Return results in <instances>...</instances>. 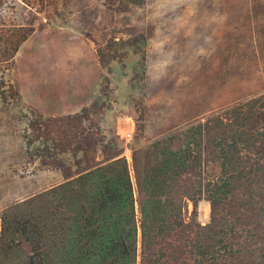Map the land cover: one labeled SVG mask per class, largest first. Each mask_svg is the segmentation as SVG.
<instances>
[{
	"label": "rangeland",
	"instance_id": "1",
	"mask_svg": "<svg viewBox=\"0 0 264 264\" xmlns=\"http://www.w3.org/2000/svg\"><path fill=\"white\" fill-rule=\"evenodd\" d=\"M99 47L113 57L102 62ZM237 113L250 116L244 126L236 123L240 129L264 131V0H0V230L5 211L26 214L39 222L32 231L43 229L48 251L62 257L68 223L89 191L69 180L124 156L139 223L145 193L131 154L143 162L156 141L177 150L188 128L198 126L200 166L181 173L171 200L189 230L196 228V199L204 227L211 222L204 185L225 176L220 159L207 157L218 154L206 149L207 130L221 120L230 136ZM255 138L238 150L252 166L264 162V139ZM257 185L253 190L263 192ZM236 193L215 217L242 235L262 234L260 202L246 204L244 186ZM39 195L34 205H23ZM169 234L164 238L184 249L196 237L195 230ZM241 245L231 246L235 252ZM11 246L33 253L21 229ZM188 251L177 264L193 260ZM4 252L0 245V264H18L3 259ZM219 252L222 264H247L256 254L253 248Z\"/></svg>",
	"mask_w": 264,
	"mask_h": 264
},
{
	"label": "trees",
	"instance_id": "2",
	"mask_svg": "<svg viewBox=\"0 0 264 264\" xmlns=\"http://www.w3.org/2000/svg\"><path fill=\"white\" fill-rule=\"evenodd\" d=\"M109 47L112 48L110 45ZM79 49L74 52L78 53ZM97 50L102 62L113 57L110 51L106 52L100 47ZM234 118L236 121L232 123L236 126H238L237 122L240 126H244V122L250 120L249 114L237 113ZM227 128L228 126L220 120L215 122L217 130L208 128L206 134V149L218 153L208 154L207 157L220 159L221 171L225 175L222 176L221 181L212 179L206 181L204 185L211 206V222L206 226L202 227L196 220V199L192 212V224L196 228H190L189 224V230L181 220L180 206L175 207L171 200L176 179L180 178L181 173L188 168L200 166L202 157L199 146L202 139L198 126L194 130L188 128L190 134L187 141L177 150H171L167 146L161 147V142L156 141L144 150L143 162L138 164L137 154H131L134 160V174L145 193L144 199L139 203V223L136 222L130 172L124 156L79 173L69 180L89 191L83 195L84 200L78 202L80 208L75 211L74 217H71L68 223V228L71 229L70 242L62 257H56L48 251L44 243L46 234L43 229L37 230L36 234L33 233L32 227H39V222L33 221L34 218H31V222L26 218V214L18 216L7 210L1 217L0 245L5 249L2 258L8 261L10 259L11 262L16 261L18 264H137L136 251L139 241V264H168L169 262L165 261L167 257L177 264L179 261L183 262L181 255L186 250H189V253L187 252L189 257L194 258L185 264L209 262V264H222L217 262L219 251L234 256L235 252L252 248L256 254L247 264H264V231L258 235L255 232L242 235L241 232L236 231L234 224L228 225L224 220H220V216L215 217L221 205L230 199L238 198L236 189L244 186L246 204L256 205L260 202L257 215L264 227V190L263 192L260 188L253 190V185L258 184L261 188L264 186V170H261L264 169V162L252 166L247 160H242L238 154L239 143L254 145L253 140L256 141L257 135L264 139V131L256 130L250 133L238 126L230 136H227L229 135ZM259 149L264 155V145L259 146ZM86 166L85 164L84 167ZM70 173L71 168H67L65 174ZM256 193L258 198L253 196ZM40 196L32 197L23 205H34ZM55 200L57 199L55 198L53 202L56 205ZM260 221H257V224ZM19 229L32 245L31 255L21 248L11 246L13 234ZM194 230L196 237L190 241V246L188 249L185 248L186 250L183 247H175L173 242L169 243L168 239H165L171 235L169 234L171 231L182 235L186 233V236H189ZM235 238L239 241H234ZM163 241L169 246L165 247ZM240 241H244V246ZM235 243L241 247L234 252L235 248L231 245ZM184 246L188 247V242H184Z\"/></svg>",
	"mask_w": 264,
	"mask_h": 264
},
{
	"label": "built area",
	"instance_id": "3",
	"mask_svg": "<svg viewBox=\"0 0 264 264\" xmlns=\"http://www.w3.org/2000/svg\"><path fill=\"white\" fill-rule=\"evenodd\" d=\"M128 135H130V137L132 138V133H130V134H128Z\"/></svg>",
	"mask_w": 264,
	"mask_h": 264
}]
</instances>
